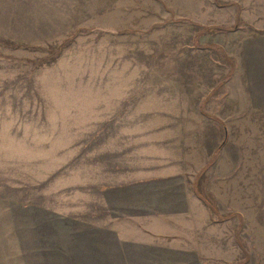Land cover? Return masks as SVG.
Wrapping results in <instances>:
<instances>
[{"label":"rangeland","instance_id":"obj_1","mask_svg":"<svg viewBox=\"0 0 264 264\" xmlns=\"http://www.w3.org/2000/svg\"><path fill=\"white\" fill-rule=\"evenodd\" d=\"M0 264H264V0H0Z\"/></svg>","mask_w":264,"mask_h":264}]
</instances>
